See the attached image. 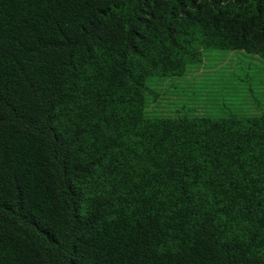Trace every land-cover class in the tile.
Segmentation results:
<instances>
[{
	"label": "trees",
	"instance_id": "16d2710c",
	"mask_svg": "<svg viewBox=\"0 0 264 264\" xmlns=\"http://www.w3.org/2000/svg\"><path fill=\"white\" fill-rule=\"evenodd\" d=\"M0 264H264V0H0Z\"/></svg>",
	"mask_w": 264,
	"mask_h": 264
},
{
	"label": "rangeland",
	"instance_id": "374dc122",
	"mask_svg": "<svg viewBox=\"0 0 264 264\" xmlns=\"http://www.w3.org/2000/svg\"><path fill=\"white\" fill-rule=\"evenodd\" d=\"M228 56L227 52H222V51H215L212 52L211 57H213V60L215 62H221L223 61L226 57ZM238 58V61H241L240 65L243 64V66H247L249 64V58L241 55H236ZM230 103L239 106L240 102H242V99L240 96H232L231 98L228 99Z\"/></svg>",
	"mask_w": 264,
	"mask_h": 264
}]
</instances>
